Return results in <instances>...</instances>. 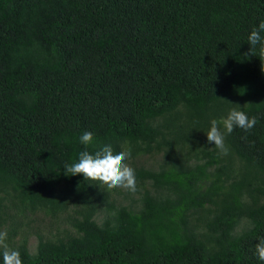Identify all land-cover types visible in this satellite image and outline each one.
Here are the masks:
<instances>
[{
    "label": "trees",
    "instance_id": "16d2710c",
    "mask_svg": "<svg viewBox=\"0 0 264 264\" xmlns=\"http://www.w3.org/2000/svg\"><path fill=\"white\" fill-rule=\"evenodd\" d=\"M262 21L264 0H0V228L23 264H264ZM235 104L257 124L223 155L206 133ZM104 145L135 192L65 173Z\"/></svg>",
    "mask_w": 264,
    "mask_h": 264
},
{
    "label": "clouds",
    "instance_id": "9594fccd",
    "mask_svg": "<svg viewBox=\"0 0 264 264\" xmlns=\"http://www.w3.org/2000/svg\"><path fill=\"white\" fill-rule=\"evenodd\" d=\"M264 21L258 27H254L248 35V43L251 45L250 52L259 44L260 54L264 56ZM257 124L255 116L249 117L239 105L235 104L227 116L220 120L212 119L210 128L206 133L208 142H214V146L223 155L228 154L225 146V137L231 134L234 128L239 127L246 133ZM80 143L86 147L93 144L94 135L90 131L80 136ZM130 150L114 152L111 145H104L95 153L84 150L79 153L78 160L65 164L64 169L67 175L82 174L86 180L98 181L107 188H125L131 192L136 191L135 170L126 161L130 158ZM7 230H0V252H2L3 264H23L21 254L18 250L12 249L7 244ZM256 254L261 261H264V239L256 244Z\"/></svg>",
    "mask_w": 264,
    "mask_h": 264
},
{
    "label": "rangeland",
    "instance_id": "374dc122",
    "mask_svg": "<svg viewBox=\"0 0 264 264\" xmlns=\"http://www.w3.org/2000/svg\"><path fill=\"white\" fill-rule=\"evenodd\" d=\"M29 218L32 219V223L28 228H25L28 233V246L31 252H34L37 244V236L35 233L41 232L43 235H47L49 233V219L46 215L42 213H35L33 215H29ZM0 230H4V227L0 228ZM52 234L55 235L56 231L52 230Z\"/></svg>",
    "mask_w": 264,
    "mask_h": 264
}]
</instances>
